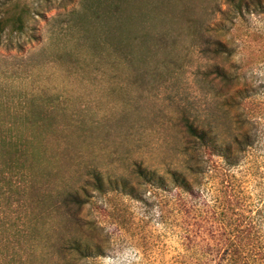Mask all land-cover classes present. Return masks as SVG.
Returning a JSON list of instances; mask_svg holds the SVG:
<instances>
[{"label":"rangeland","instance_id":"obj_1","mask_svg":"<svg viewBox=\"0 0 264 264\" xmlns=\"http://www.w3.org/2000/svg\"><path fill=\"white\" fill-rule=\"evenodd\" d=\"M241 24L226 0H0V125L33 155L27 206L0 211V264H220L212 212L233 178L193 201L136 169L168 185L185 170V117L232 138L233 74L264 123V21ZM208 26L229 54L202 52Z\"/></svg>","mask_w":264,"mask_h":264},{"label":"trees","instance_id":"obj_2","mask_svg":"<svg viewBox=\"0 0 264 264\" xmlns=\"http://www.w3.org/2000/svg\"><path fill=\"white\" fill-rule=\"evenodd\" d=\"M226 2L233 10V30L242 29L241 22L246 17L264 21V0ZM195 26L196 20L193 18L189 22V29L194 31ZM18 29H22L21 24ZM217 30L216 26L207 27L206 32L210 36L206 37L202 51L207 56L229 54L226 45L212 35ZM253 37L258 43L264 40V30L254 31ZM206 75L225 84L230 81L218 66ZM241 77L240 73L233 74L232 138L226 139L211 124L202 125L185 117L182 125L189 144L186 152L189 160L185 170L170 171V185L165 177L149 173L141 166L137 167L136 172L145 182H155L158 188L164 190L171 186L193 201L202 199L205 180L223 184L225 178H233V189L225 191L215 209L217 211L212 212L221 231L220 264H264V123L254 117L250 109L254 94L249 95L248 90L240 91L237 88ZM32 158L33 155L21 145V141L5 132L0 125V211H11L13 207L23 211V207L27 206V187L22 186L20 181L26 182L29 178L27 162ZM98 189L101 191L99 184ZM63 203L69 211H75L76 217H79L76 211L84 207L83 199L74 194L68 195ZM73 250L89 256L87 250L82 251L78 245H74ZM188 252L195 256L202 254L197 247H190ZM189 264L203 263L199 258Z\"/></svg>","mask_w":264,"mask_h":264}]
</instances>
